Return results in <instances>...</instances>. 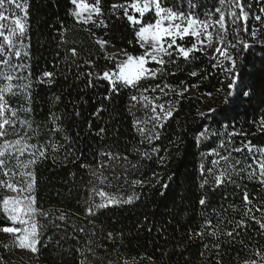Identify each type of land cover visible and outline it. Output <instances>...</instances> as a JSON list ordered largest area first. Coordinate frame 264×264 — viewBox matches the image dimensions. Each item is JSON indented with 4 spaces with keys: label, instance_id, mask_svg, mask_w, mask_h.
<instances>
[{
    "label": "trees",
    "instance_id": "trees-1",
    "mask_svg": "<svg viewBox=\"0 0 264 264\" xmlns=\"http://www.w3.org/2000/svg\"><path fill=\"white\" fill-rule=\"evenodd\" d=\"M118 2L123 0H103L105 11L112 3ZM203 5L204 11L212 10L217 0H203ZM256 7L254 5V9ZM72 8L70 0H29L30 60L27 63L32 79L37 81L44 71L57 73L51 85L34 83L32 115L41 125H45L51 112L62 115L65 132L57 134L56 140L66 144L71 152L67 159L61 151L56 153L55 159L50 157L35 166L38 206L46 210L60 209L67 214V221L57 220L58 227H49L44 233L35 254L40 264H79L81 257L77 248H83L89 239L97 254L103 257V264H108V261L112 264H124V261L127 264H215L214 258H208L207 252L205 258L200 256L204 243L215 241L209 237L203 241L189 239V232L194 235L202 223L200 213L203 210L199 199L207 195L209 207L206 211L209 213L213 208L219 210L222 205L224 208L236 205V211L229 208L227 218L238 220L243 213L244 192H248L250 199L258 196L264 201V188L256 182L242 179L215 190L208 186L201 189L203 177L199 166L201 163H204L205 169L211 166V160L216 157L205 154L213 148L219 150L220 141L227 140V133L233 131L247 133L246 136L232 137L233 146L239 147L241 142L251 140L254 145L264 147V132L258 131L252 123L264 116V42H255L251 49L235 54L240 79L234 103H224L229 81L218 68L212 66L211 56L206 53H196L198 58L189 62L181 58L175 65L169 66L174 75L143 83V87L167 83L176 90L188 88L182 97H177L175 91L168 89H165L167 95L159 91L149 93L161 96L156 103L165 104L166 109L170 101L173 109V116L162 121L163 127L154 128L150 120L152 113L130 100V96L138 95L137 92L122 89L119 94H113L111 100H105L106 84L87 89L86 77L75 79V67L71 74L67 73L63 60L65 50L71 47H76L80 54L77 60L79 71H102L112 66L94 42L88 30L92 26L77 24L69 15ZM250 24L252 26L253 21ZM253 25L260 27L258 23ZM63 29L68 30L64 33L67 44L61 39ZM92 31L96 37L108 40L112 45L110 47L126 49L134 55L141 54L135 43H128L133 40L134 33L125 19L116 20L113 17L107 35L101 29L92 28ZM260 39L264 41V35ZM186 46L190 44L186 43ZM88 59L94 61V69L84 63ZM156 66L149 65L152 68ZM193 71L198 75L193 77ZM249 89L250 97L240 94ZM208 93H211L209 106L202 98ZM54 95L61 98L58 104L53 101ZM101 105L104 110L95 115ZM209 109L216 111L209 112ZM76 111H79V116L75 115ZM138 120L142 122L139 125L136 124ZM101 128L104 129L102 134ZM138 128L148 131L142 136ZM204 129L208 130V138L201 139L199 133ZM41 133L39 140L42 143L48 139V133L43 128ZM154 133H158L159 138L149 142L146 136ZM62 136L67 137V141ZM154 148L158 149V153L153 151ZM101 152L127 157L126 161H111L112 167L105 171L112 187L98 185L85 167L95 168L98 161H107L108 157L101 156ZM145 152L151 158L145 157ZM233 155L242 158L240 153ZM113 169L119 180L112 179ZM155 177H158L157 181L151 183L150 180ZM90 179L106 192L117 193L122 198L135 193L139 199L130 204L109 206L99 210L96 216L85 218L84 201L89 195L87 189L92 186L89 185ZM134 181H143L144 186H133ZM95 199L100 202L98 196ZM256 215L259 216V213ZM3 219L0 214V220ZM212 219L215 223L214 215ZM89 220L94 223H89ZM80 227L85 229L84 233L79 232ZM93 229L95 235H92ZM108 232L113 233L112 240L106 238ZM257 232L258 225L250 221L247 235L242 232L237 242L222 240L220 259L223 264H237V253L241 259L247 258L239 243L241 239L249 247L264 246V235L257 236ZM1 234L2 231L0 256L5 261L7 252Z\"/></svg>",
    "mask_w": 264,
    "mask_h": 264
},
{
    "label": "snow or ice",
    "instance_id": "snow-or-ice-1",
    "mask_svg": "<svg viewBox=\"0 0 264 264\" xmlns=\"http://www.w3.org/2000/svg\"><path fill=\"white\" fill-rule=\"evenodd\" d=\"M70 3L73 8L69 15L77 24L91 25L92 28L104 30L105 35L108 34L109 22L113 17L116 20L125 19L134 33L133 40H129L128 43L130 45L135 43L141 49V54L134 55L126 49L109 54L106 47L112 46L110 42L103 37H96L92 28H89L94 42L99 45L104 52V58L110 61L112 66L102 71H79L80 64L77 60L80 54L76 47H71L65 50L63 60L67 65V73L71 74L72 68L75 67L77 69L75 79L86 77L87 89L106 84L105 100H111L112 95L119 94L122 89L137 92L138 95L130 96V100L152 113L150 120L154 128L163 127L162 121L173 116V109L170 101L167 102L169 107L166 109L165 104L156 103L161 96L149 95V93L155 94L159 91L162 95H167L165 89H168L175 91L177 97H182L188 88L176 90L167 83L163 86L156 84L143 87V83L158 77L174 75L169 71L170 65H175L181 58L185 62L197 59L196 53L204 55L205 49L212 48L215 43V52L211 57L212 66L218 68L229 81L224 103H234L240 72L237 70V57L231 50L246 51L253 47V42H264L260 39L264 35V0H217V5L209 11L203 10V0H123L112 3L107 12L103 0H70ZM254 5L258 7L254 9ZM28 9L29 0H0V214L4 217L0 220V231L13 237L15 247L37 253V246L41 244L44 233L49 227H58L57 220L67 221V214L60 209L46 210L38 206L35 166L50 157L55 159L56 153L61 151L65 153L64 159H67L71 152L66 144L56 140L57 134L65 132L62 115L51 112L45 125L37 124L32 115L34 83L51 85L55 82L57 73L44 71L37 81L32 79L30 65L27 63L30 60ZM249 18L257 22L260 27L249 28ZM67 31L63 29L61 33L64 44L68 43L64 39V33ZM242 33L249 39H245ZM186 43L190 46H186ZM84 63L89 65L90 69L95 68L91 59L85 60ZM150 64L157 66L152 68L149 67ZM191 75L195 77L198 73L193 71ZM240 94L250 97L251 90ZM208 95L211 96V93ZM15 97H19L23 103L13 106L10 98ZM60 99L58 95L53 96L54 103L58 104ZM103 110L101 105L95 115ZM208 111L215 112L216 109ZM79 114V111L75 112V115L79 116ZM200 115L204 116L205 113ZM141 123L139 120L136 121L137 125ZM252 123L258 131L264 132V116ZM49 124L51 127H47ZM42 128L48 133V139L41 143L39 137ZM138 131L144 136L148 130L138 128ZM103 132L104 129L101 128L100 134ZM237 135L246 136L247 133L237 131L227 133V140L220 141L219 150L213 148L205 154L215 156L216 159L211 160V166L207 169L204 163L200 164V173L203 177L201 189L208 186L215 190L235 184L237 180L242 179L256 182L264 188V147L254 145L251 140L241 142L239 147H235L232 137ZM146 138L150 142L153 138L158 139L159 134H150ZM199 138H208V130L201 131ZM62 139L67 141L68 138L62 136ZM153 151L158 153V149L154 148ZM233 153H240L242 158H236ZM100 155L108 157V160L98 161L95 168L89 165L85 167L98 185L112 187L105 171L112 167L111 161L117 159L126 161L127 157L113 155L111 152H101ZM144 156L151 158L147 152ZM112 179H120L114 169ZM97 184L89 180V185L92 186L87 189L89 195L84 201L85 218L94 217L99 210L109 206L130 204L134 199H139L135 193L122 198L117 193H109L103 187H97ZM137 184L144 186L143 181L133 182V186ZM97 196L100 198L99 203L95 199ZM242 200L243 213L241 218L236 220L227 218L229 208L236 211V205H229L228 208L222 205L219 210L213 208L209 213L206 211L209 207L207 195L199 199L198 203L203 210L200 213L202 223L194 235L189 232V239L198 238L203 241L209 237L215 241L204 243V251L200 253L202 259L207 252L208 258H214L215 264H223L220 259L221 241L237 242L242 232L247 235L250 221L258 225L259 232L256 235H264V201L258 196L250 199L247 191L244 192ZM56 213L59 215L57 216ZM257 213L259 216L256 215ZM213 215L215 223L212 219ZM89 223L94 221L89 220ZM79 232L84 233L85 229L80 227ZM95 234L93 229L92 235ZM106 238L112 240L113 233L108 232ZM48 239L51 240V237L49 236ZM92 243L89 239L83 248H77L81 257L79 264H103V257L97 254ZM239 243L245 250L247 258L241 259L237 253V264H264V250H262L264 246L249 247L242 239ZM13 245H4V247L7 249ZM0 264H6L2 256H0ZM108 264H112V261H108ZM124 264H127V261H124Z\"/></svg>",
    "mask_w": 264,
    "mask_h": 264
},
{
    "label": "rangeland",
    "instance_id": "rangeland-1",
    "mask_svg": "<svg viewBox=\"0 0 264 264\" xmlns=\"http://www.w3.org/2000/svg\"><path fill=\"white\" fill-rule=\"evenodd\" d=\"M250 21H253V24H256L257 25V22H255L254 20H252L251 18H249V21H248V26L249 28L255 26L252 24H250ZM256 27V26H255ZM242 35L244 36L245 39H249V37H247L246 34H243ZM231 39V37H229ZM253 44H255V42H253ZM215 43L213 44V47L212 48H206L205 49V53L208 55V56H213L214 52H215ZM120 49H117V48H113V47H110V46H107L106 47V51L109 53V54H112V53H116L118 52ZM233 52V54L235 55L236 52L239 53L238 50H231ZM192 93V91H190ZM202 98L206 101L207 105L209 106L211 104V100H210V96L209 95H203ZM10 103H12L13 106H18L19 104H22L23 101L19 98V97H15V98H10ZM36 141H33V143H35ZM158 177H155L153 178L152 180H150L151 183H155L157 181ZM1 239H2V243L4 245H13V237L10 235V234H5L2 232L1 234ZM6 264H40L37 256L35 255L36 253H32L31 251H28V250H22V249H19L17 247H15L14 245L7 248L6 249Z\"/></svg>",
    "mask_w": 264,
    "mask_h": 264
}]
</instances>
